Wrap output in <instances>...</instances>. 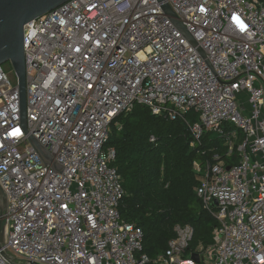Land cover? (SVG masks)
Wrapping results in <instances>:
<instances>
[{"label": "built area", "instance_id": "2783aa9c", "mask_svg": "<svg viewBox=\"0 0 264 264\" xmlns=\"http://www.w3.org/2000/svg\"><path fill=\"white\" fill-rule=\"evenodd\" d=\"M163 2L195 44L158 0H68L23 26L24 124L16 76L0 65V264H264V2ZM134 104L181 119L193 148L207 131L219 140L192 165L217 221L213 243L193 251L199 262L190 225L174 226L151 260L141 229L120 219L105 144Z\"/></svg>", "mask_w": 264, "mask_h": 264}, {"label": "trees", "instance_id": "16d2710c", "mask_svg": "<svg viewBox=\"0 0 264 264\" xmlns=\"http://www.w3.org/2000/svg\"><path fill=\"white\" fill-rule=\"evenodd\" d=\"M187 116L191 121L196 118L192 112ZM191 140L181 119L154 115L142 104H134L111 123L105 145L115 150L111 166L119 174L124 191L118 213L122 221L141 229V253L151 260L164 253L176 225L188 224L193 229L187 253L213 243L217 221L196 196L192 165L210 157L219 140L208 131L196 148L190 145Z\"/></svg>", "mask_w": 264, "mask_h": 264}, {"label": "water", "instance_id": "95a60500", "mask_svg": "<svg viewBox=\"0 0 264 264\" xmlns=\"http://www.w3.org/2000/svg\"><path fill=\"white\" fill-rule=\"evenodd\" d=\"M68 0H0V65L9 63L15 72L17 79V89L20 103L21 122L25 121V56L23 50V26L38 18L47 12L53 10ZM161 2V8L167 14L175 26L195 44L192 37L188 34L182 24L175 18L170 6ZM203 55V52L198 49ZM30 141L37 149L39 154L47 161L51 162V158L47 151L32 137ZM52 167L58 169L59 166L52 162ZM229 167L227 166V169ZM6 207V195L0 186V247L3 242V213ZM1 254L10 260L5 251L1 250ZM192 258L199 262L200 258L197 253H192Z\"/></svg>", "mask_w": 264, "mask_h": 264}, {"label": "rangeland", "instance_id": "374dc122", "mask_svg": "<svg viewBox=\"0 0 264 264\" xmlns=\"http://www.w3.org/2000/svg\"><path fill=\"white\" fill-rule=\"evenodd\" d=\"M3 65L5 66V71L7 72L8 76L10 78H15V72L13 68L11 67V65L9 63H4ZM188 255H189V252H188Z\"/></svg>", "mask_w": 264, "mask_h": 264}, {"label": "snow or ice", "instance_id": "6c2138e0", "mask_svg": "<svg viewBox=\"0 0 264 264\" xmlns=\"http://www.w3.org/2000/svg\"><path fill=\"white\" fill-rule=\"evenodd\" d=\"M241 27H243L242 24H241ZM12 135H13V136H17V135H19V131H18V130L14 131V132L12 133Z\"/></svg>", "mask_w": 264, "mask_h": 264}]
</instances>
